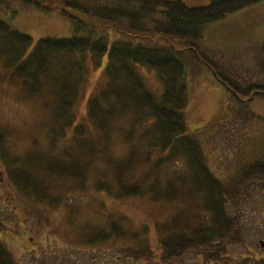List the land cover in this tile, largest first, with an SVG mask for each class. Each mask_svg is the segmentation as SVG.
<instances>
[{
	"label": "trees",
	"instance_id": "16d2710c",
	"mask_svg": "<svg viewBox=\"0 0 264 264\" xmlns=\"http://www.w3.org/2000/svg\"><path fill=\"white\" fill-rule=\"evenodd\" d=\"M18 1L47 11L53 6ZM259 1L63 0L96 22L57 10L75 19L83 34L40 38L30 48L32 38L8 22L17 9L0 0V84L13 88L7 89L19 102L44 97L40 106L50 121L37 125L43 139L32 135L24 143L0 121V234L29 246L27 222L33 221L60 233L66 244L89 250L92 264H102L98 258L110 249L124 259L150 261V238L160 249L156 264L182 262L187 253L229 264L228 246L243 244L242 203L254 189H264V161L221 179L205 151L210 154L217 137L246 129L255 118L250 103L264 98V43L244 49L248 63L231 67L212 60L196 41L209 23ZM188 57L228 91L217 115L190 134L184 119ZM99 69L100 85L87 94L88 76ZM143 69L155 72L157 91L147 86ZM79 103L86 112L77 120ZM131 199L167 207L170 216L153 226L134 225L122 212L104 220L87 216L95 203L105 208L107 200ZM0 264H20L2 239ZM239 264H264V256Z\"/></svg>",
	"mask_w": 264,
	"mask_h": 264
},
{
	"label": "rangeland",
	"instance_id": "374dc122",
	"mask_svg": "<svg viewBox=\"0 0 264 264\" xmlns=\"http://www.w3.org/2000/svg\"><path fill=\"white\" fill-rule=\"evenodd\" d=\"M8 1L18 11L14 17L9 18L8 22L12 28L28 34L32 38L30 48L40 38H63L83 34L76 28L75 19L61 15L55 9L47 11L34 5H25L18 0ZM44 1L54 6H64L63 0ZM74 1L76 2V0ZM183 1L188 4H199L208 0ZM196 43L212 60H224L231 67L234 64L248 63L249 54L244 49H248L250 46L257 48L264 43V0L216 22L209 23L204 28L202 38ZM251 52H256V50ZM100 70H92L88 76L87 94L100 85L98 83ZM142 72L147 86L153 91H157L160 83L155 72L145 69ZM185 82L190 97L188 105L184 109V119L186 132L190 134L207 125L212 117L217 115L220 102L228 91L215 80L210 70L189 57L185 59ZM1 88L8 93L3 94ZM7 88L13 89L0 84V121L10 127L12 134H21L22 143L29 142L32 135H37L43 139L45 132L40 130L37 125L40 121L48 124L50 122L45 121L48 113L40 106L43 105L41 99L44 97L19 102L14 99V93ZM77 108V120H80L86 110H84L82 103H79ZM250 110L255 114V118L246 129L235 130L223 139L217 137L215 139L216 144L210 147V154L205 151L206 156L212 159L215 175L221 179L233 178L248 164L264 161V98L252 101ZM22 146L19 145L18 148L20 149ZM0 179H2L1 171ZM148 203L145 199L144 201L131 199L124 203L107 200L105 208L95 203L87 210V216L89 219L104 220L107 213L119 214L122 212V215L128 214L132 217L135 220L133 224L139 226L145 223L153 226L156 219L163 220L170 216L167 207L160 208L158 204L152 206ZM241 208L240 224L242 226L243 244L228 246L226 259L228 258L229 264H239L245 257L259 258L264 256V251L258 244L260 240H264V189H254L252 195L243 201ZM100 209V214H96L95 210ZM27 225L31 228L28 234L31 241L29 246H24L25 244L13 234H0V239L5 242L20 264H35L36 258L41 260L42 264H57V262L58 264H69L70 262L72 264H92L89 250L66 244L60 233H51L36 228L33 221L27 222ZM150 239V247L154 253L150 261L124 259L118 251L112 249L102 252L98 261L102 264H156L159 260L160 249L155 240ZM172 264L209 263L200 253H187L182 262Z\"/></svg>",
	"mask_w": 264,
	"mask_h": 264
},
{
	"label": "water",
	"instance_id": "95a60500",
	"mask_svg": "<svg viewBox=\"0 0 264 264\" xmlns=\"http://www.w3.org/2000/svg\"><path fill=\"white\" fill-rule=\"evenodd\" d=\"M51 8H56L57 10L61 11L62 13L76 18L80 22H85V23H88V22L95 23L96 22V19H91L88 15L83 14L77 10L65 7V6L56 5V6H53ZM154 42H155V40H154ZM259 245H260V247H264V242L260 241Z\"/></svg>",
	"mask_w": 264,
	"mask_h": 264
},
{
	"label": "flooded vegetation",
	"instance_id": "af4514ba",
	"mask_svg": "<svg viewBox=\"0 0 264 264\" xmlns=\"http://www.w3.org/2000/svg\"><path fill=\"white\" fill-rule=\"evenodd\" d=\"M263 249V251H264V248H262Z\"/></svg>",
	"mask_w": 264,
	"mask_h": 264
}]
</instances>
